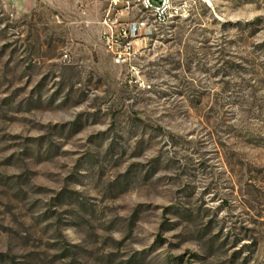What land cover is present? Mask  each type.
Masks as SVG:
<instances>
[{"label":"rangeland","instance_id":"obj_1","mask_svg":"<svg viewBox=\"0 0 264 264\" xmlns=\"http://www.w3.org/2000/svg\"><path fill=\"white\" fill-rule=\"evenodd\" d=\"M179 2L0 0V264H264V0Z\"/></svg>","mask_w":264,"mask_h":264},{"label":"built area","instance_id":"obj_2","mask_svg":"<svg viewBox=\"0 0 264 264\" xmlns=\"http://www.w3.org/2000/svg\"><path fill=\"white\" fill-rule=\"evenodd\" d=\"M110 6H117L121 4L124 7L137 6L144 11L149 12L154 20L158 23H165L169 17V10H181V15L184 11V4H180L179 0H109ZM135 29L138 30V24H134ZM124 57L121 51L115 52L117 61Z\"/></svg>","mask_w":264,"mask_h":264},{"label":"bare ground","instance_id":"obj_3","mask_svg":"<svg viewBox=\"0 0 264 264\" xmlns=\"http://www.w3.org/2000/svg\"><path fill=\"white\" fill-rule=\"evenodd\" d=\"M181 16V10H169V17L173 18V17H178ZM170 19H167V21H169Z\"/></svg>","mask_w":264,"mask_h":264}]
</instances>
